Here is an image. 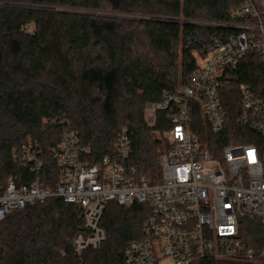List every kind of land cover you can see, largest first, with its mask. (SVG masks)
I'll use <instances>...</instances> for the list:
<instances>
[{
	"label": "trees",
	"instance_id": "1",
	"mask_svg": "<svg viewBox=\"0 0 264 264\" xmlns=\"http://www.w3.org/2000/svg\"><path fill=\"white\" fill-rule=\"evenodd\" d=\"M0 189L10 180L28 184L35 177L14 163L13 149L30 141L43 149L44 182L55 188L59 168L52 156L68 120L81 144L90 147L91 163L113 156L122 128L129 130L134 154L127 166L150 183L161 178V157L169 148L157 132L170 129L165 113L151 127L147 104L161 101L190 83L191 73L206 55L220 28L190 20L226 21L242 0H0ZM86 11H112L129 20ZM32 26L33 31H27ZM198 35L199 37H195ZM191 39L190 45L187 40ZM149 50V51H148ZM148 51V52H147ZM159 56L155 60L151 55ZM251 84L264 96V61L256 52L227 67L220 78L226 112L221 133L209 131L210 149L221 156L226 146L252 142L239 122V87ZM198 115L196 123L202 119ZM54 124H45V120ZM145 205L121 207L110 202L101 226L107 241L78 253L75 236L83 231L78 205L52 198L27 206L0 226V264H124L123 253L142 237L149 215ZM250 229L260 230L255 223ZM250 244L251 240L247 239ZM205 264H237L207 261ZM263 264V263H262Z\"/></svg>",
	"mask_w": 264,
	"mask_h": 264
},
{
	"label": "built area",
	"instance_id": "2",
	"mask_svg": "<svg viewBox=\"0 0 264 264\" xmlns=\"http://www.w3.org/2000/svg\"><path fill=\"white\" fill-rule=\"evenodd\" d=\"M242 1L226 21H189L224 32L212 36L189 84L147 104L154 125L160 112L171 125L164 132L169 148L161 157L159 181L150 183L127 166L134 154L128 128L119 132L113 156L91 163L90 147L82 146L78 131L62 119L60 123L67 126L52 151L59 168L58 183L51 188L43 180L40 144L30 141L21 151L15 147L14 163L35 177L22 185L10 180L0 189V226L15 211L60 198L83 212V231L73 242L82 253L107 241L101 222L110 202L121 207L140 204L150 212L142 237L126 246L124 264H264V96L251 84L239 87V122L252 133V142L226 146L219 157L203 141L209 131L221 133L226 125L219 92L224 70L236 67L249 52L259 53L264 61V0ZM5 4L0 1V6ZM191 42L187 40L188 45ZM54 123L45 120V124ZM251 223L260 230L250 229Z\"/></svg>",
	"mask_w": 264,
	"mask_h": 264
},
{
	"label": "rangeland",
	"instance_id": "3",
	"mask_svg": "<svg viewBox=\"0 0 264 264\" xmlns=\"http://www.w3.org/2000/svg\"><path fill=\"white\" fill-rule=\"evenodd\" d=\"M87 13H94V14H97V15H103L104 17L108 16V17H117V18H120L122 20H129L130 18L132 19V17L134 16H131V15H120L119 13H115V12H112V11H108V12H103V11H86ZM149 51V50H148ZM147 51V52H148ZM151 57L155 60H159V56H154L153 54L151 55ZM201 62V59H199V63ZM147 110V105H146V108H145V117H146V121L147 123L151 126V127H154L156 125H154L151 120H150V115L149 113L146 112ZM157 137H160V138H165L164 136V133L163 132H157L156 133ZM226 262H232V261H226ZM232 263H237V262H232ZM237 264H244V263H237Z\"/></svg>",
	"mask_w": 264,
	"mask_h": 264
}]
</instances>
